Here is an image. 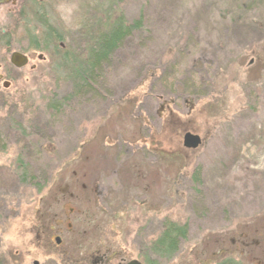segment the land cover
<instances>
[{
  "label": "rangeland",
  "instance_id": "obj_1",
  "mask_svg": "<svg viewBox=\"0 0 264 264\" xmlns=\"http://www.w3.org/2000/svg\"><path fill=\"white\" fill-rule=\"evenodd\" d=\"M18 4L12 30L54 29L68 47L107 12L143 25L78 94L66 51L47 49L44 72L0 104V260L143 261L169 219L189 233L158 264H264V0Z\"/></svg>",
  "mask_w": 264,
  "mask_h": 264
},
{
  "label": "trees",
  "instance_id": "obj_2",
  "mask_svg": "<svg viewBox=\"0 0 264 264\" xmlns=\"http://www.w3.org/2000/svg\"><path fill=\"white\" fill-rule=\"evenodd\" d=\"M106 17L107 25L103 30L100 28L98 32H95L86 27L81 28L69 47L67 44L65 46L66 53L62 65L67 75L72 79V87L74 88L72 94H78L82 89L91 86L92 81L95 80L94 72L100 70L128 35H131L134 30L141 28L143 25L141 16L132 22L125 21L123 14L112 16L107 12ZM81 51L84 55H87L86 57H89V59L82 61L83 63L87 62L83 65L77 58ZM26 167L27 164L20 160L17 168L20 170V176L24 179H28L29 175ZM188 233L189 226L187 223L165 219L158 235L146 247L143 261L147 264H158L153 256H157L159 259L171 260L179 251L181 241L188 236ZM7 261L8 259H2L0 264H7ZM219 264L237 263L233 259H226Z\"/></svg>",
  "mask_w": 264,
  "mask_h": 264
},
{
  "label": "flooded vegetation",
  "instance_id": "obj_3",
  "mask_svg": "<svg viewBox=\"0 0 264 264\" xmlns=\"http://www.w3.org/2000/svg\"><path fill=\"white\" fill-rule=\"evenodd\" d=\"M40 1L43 2V0ZM17 3L18 0H0V104L2 105L10 102L15 96L25 93V87L33 84V81L37 79L33 75L44 72L41 62L47 59L45 53L47 49L53 51L58 48L65 52L66 46L62 42V35L54 29L50 31L45 29L42 36L33 38L29 32L12 30L11 20L16 11L20 10L17 9L19 6ZM0 131L3 130L0 128ZM2 146H5L4 142L0 145V149H4ZM20 160L23 159L17 158V164ZM27 165L28 170L30 166ZM21 178L24 180L23 177ZM128 260L130 259L121 258L117 264H124Z\"/></svg>",
  "mask_w": 264,
  "mask_h": 264
},
{
  "label": "water",
  "instance_id": "obj_4",
  "mask_svg": "<svg viewBox=\"0 0 264 264\" xmlns=\"http://www.w3.org/2000/svg\"><path fill=\"white\" fill-rule=\"evenodd\" d=\"M202 143V139L200 137V135L192 133L190 131L186 132L183 136V145L186 148H191V149H195L198 146H200ZM55 241L56 243H60L61 242V238L60 237H55ZM124 264H146L138 259H130L128 261H126Z\"/></svg>",
  "mask_w": 264,
  "mask_h": 264
}]
</instances>
